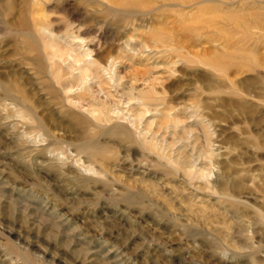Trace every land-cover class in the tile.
I'll list each match as a JSON object with an SVG mask.
<instances>
[{"label": "rangeland", "instance_id": "rangeland-1", "mask_svg": "<svg viewBox=\"0 0 264 264\" xmlns=\"http://www.w3.org/2000/svg\"><path fill=\"white\" fill-rule=\"evenodd\" d=\"M0 264H264V0H0Z\"/></svg>", "mask_w": 264, "mask_h": 264}, {"label": "bare ground", "instance_id": "bare-ground-1", "mask_svg": "<svg viewBox=\"0 0 264 264\" xmlns=\"http://www.w3.org/2000/svg\"><path fill=\"white\" fill-rule=\"evenodd\" d=\"M16 113H17V115L19 116V117H22L23 119H26V115L23 113V112H21V111H16ZM29 118V117H28ZM30 119V118H29ZM105 119H107V116H105ZM28 120V119H27ZM30 121V120H29ZM34 121V120H33ZM34 126H35V124H34ZM120 132H121V130H119L118 128H116V127H114V128H112L111 129V131H110V135H114V136H119V135H121L120 134ZM41 135V134H40ZM40 135H38V136H40ZM125 137H127V135H124ZM142 139H143V141L144 140H146L147 138H145V137H142ZM126 140H130V139H126ZM92 143V142H91ZM139 143V142H138ZM82 145H83V143H82ZM152 147V149L153 150H156V148H155V146H153V145H151ZM89 149V148H88ZM61 154H63V155H65L64 153H61ZM79 163V162H78ZM85 164H87V166H84ZM82 168H83V170L85 171V172H88V173H98L99 171L92 165V163H89L88 161L87 162H82L81 163V165H80ZM82 170V171H83Z\"/></svg>", "mask_w": 264, "mask_h": 264}]
</instances>
